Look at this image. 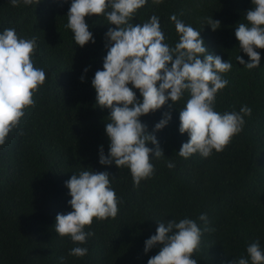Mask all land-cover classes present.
<instances>
[{
  "label": "trees",
  "instance_id": "trees-1",
  "mask_svg": "<svg viewBox=\"0 0 264 264\" xmlns=\"http://www.w3.org/2000/svg\"><path fill=\"white\" fill-rule=\"evenodd\" d=\"M70 5L71 0H41L37 6L13 7L10 0H0V32L14 28L20 38L36 37L32 59L46 73L34 95L35 107L0 146V264H148L161 247L144 252L158 221L190 218L203 229L202 214L214 230L203 233L193 255L198 264H236L241 257L251 264L248 245L259 241L264 250V49H257L258 68L239 64L238 55L246 62L250 58L238 47L235 28L245 22L252 0H163L160 5L148 0L138 10L132 22L142 24L158 16L170 46L179 42L170 19L175 14L201 32L210 54L232 64L222 74L228 85L216 97V111L252 109L251 116L244 117L243 130L225 150H213L207 158L195 153L185 159L178 154L189 140L187 133L179 132V111L190 98L188 93L177 104L169 100L160 110L142 116L150 132L165 112L172 119L155 132L164 156L152 159L155 174L139 186L127 167L99 163L100 146L105 155L109 152L105 128L110 110L96 106L92 80L97 70H103L106 33L116 26L104 16L86 17L95 43L80 47L67 27ZM207 18L219 20L221 27L213 31ZM134 91L142 100L139 90ZM169 162L175 167L169 168ZM91 168L112 176L111 187L121 202L115 219L94 220L85 228L94 235L77 245L56 233L54 225L57 214L72 211L65 182ZM76 246L87 247L88 254L70 256Z\"/></svg>",
  "mask_w": 264,
  "mask_h": 264
},
{
  "label": "clouds",
  "instance_id": "clouds-1",
  "mask_svg": "<svg viewBox=\"0 0 264 264\" xmlns=\"http://www.w3.org/2000/svg\"><path fill=\"white\" fill-rule=\"evenodd\" d=\"M40 2L10 0L13 7L21 3L37 6ZM147 3L148 0H71L67 13V27L80 47L95 43L86 17L104 16L108 24L116 26L106 33L103 70H97L92 80L96 106L110 110L105 128L109 152L105 155L103 145L100 146L99 163H114L119 169L127 167L135 186L154 176L152 159L164 156L155 132L165 128L172 119L171 113L165 112L150 132L142 123V116L160 110L169 100L175 105L188 93L190 98L179 111V132L187 133L189 140L178 151L180 157L187 159L195 153L207 158L213 150L224 151L243 130L244 117L252 114L248 106L239 112L215 110L218 93L228 85L222 74L230 71L232 64L210 54L201 32L183 23L175 14L170 17L179 35L175 46L166 42L158 16L152 15L149 21L134 24L138 10ZM152 3L160 5L163 0H152ZM252 5L246 12L245 22L235 28L238 47L250 62L240 55L236 59L249 70L259 67L261 55L257 49H264V0H252ZM207 25L216 31L221 22L207 18ZM37 48L36 37L20 38L14 28L0 32V146L5 145L11 132L20 128L27 110L35 107L34 95L46 81L45 71L35 67L32 59ZM134 89L139 90L142 100L137 98ZM149 143L155 148L148 147ZM168 167L175 165L169 162ZM110 177L107 171L81 170L65 182L72 211L57 214L56 233L70 237L74 244L84 245L94 235L85 231L94 220L117 217L121 201L111 187ZM199 220L205 223L203 229L190 218L179 222L158 221L156 234L145 241L144 252H150L157 245L161 247L149 258L148 264H198L193 255L200 249L203 233L214 230L207 227L206 214L200 215ZM247 253L251 264H264V250L259 241L249 244ZM87 254V247L81 246L69 252L74 257ZM236 264H249V260L241 257Z\"/></svg>",
  "mask_w": 264,
  "mask_h": 264
}]
</instances>
